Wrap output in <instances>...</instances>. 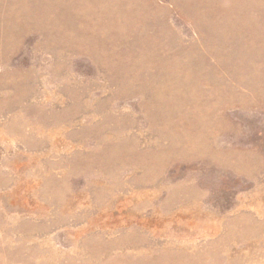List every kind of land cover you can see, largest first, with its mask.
<instances>
[{"label": "rangeland", "instance_id": "obj_1", "mask_svg": "<svg viewBox=\"0 0 264 264\" xmlns=\"http://www.w3.org/2000/svg\"><path fill=\"white\" fill-rule=\"evenodd\" d=\"M0 264H264V0H0Z\"/></svg>", "mask_w": 264, "mask_h": 264}]
</instances>
